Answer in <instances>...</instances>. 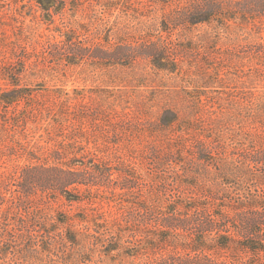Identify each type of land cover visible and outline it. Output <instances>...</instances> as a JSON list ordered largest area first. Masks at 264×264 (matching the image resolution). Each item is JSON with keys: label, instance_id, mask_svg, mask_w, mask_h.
<instances>
[{"label": "trees", "instance_id": "1", "mask_svg": "<svg viewBox=\"0 0 264 264\" xmlns=\"http://www.w3.org/2000/svg\"><path fill=\"white\" fill-rule=\"evenodd\" d=\"M83 1L0 0L10 25L21 28V17L30 16L57 33L40 42L39 53L27 50L19 68L0 64L8 79L0 86V139L39 113L59 124L42 112L53 108L36 103L20 82L27 65L83 67L95 60L131 67L144 58L155 73L187 77V105L164 106L158 123L169 141L148 148L151 181L115 168L109 151L73 144L48 147L50 163L0 172V264H264V0H95L92 9L117 11L110 24L96 13L80 17ZM199 26L205 31L194 33ZM235 59L246 67V90L216 82ZM50 91L51 103L62 104L55 115L67 113L68 94ZM81 109V118L107 117L100 107ZM105 187L133 195L115 199L119 212L111 219L67 209L104 200Z\"/></svg>", "mask_w": 264, "mask_h": 264}, {"label": "rangeland", "instance_id": "2", "mask_svg": "<svg viewBox=\"0 0 264 264\" xmlns=\"http://www.w3.org/2000/svg\"><path fill=\"white\" fill-rule=\"evenodd\" d=\"M83 3L82 9L78 13L80 17L82 14L96 13L103 18V24L116 21L117 11L114 12V15L103 14V10H99L101 7H95L94 10L90 6V4H96L95 0H84ZM9 14L11 12L8 10L0 13V22H3L0 25V64L3 66L12 64L19 68L20 62L26 58L27 50L39 53L40 42L57 33L47 29L45 25L32 21L30 16L21 17L24 20L21 28L18 27V24L11 23L10 25L7 23ZM160 15L161 12L158 13L159 19ZM202 27L199 26L194 33L204 32L206 27ZM101 34L105 35L106 32ZM93 41L98 45L102 43L100 42L101 37L93 38ZM221 47H224L222 42ZM95 62V60L89 61L83 67L81 65L56 66L54 69H50L43 63H38V66H26L25 76L20 79V82L33 91L32 98L35 102L37 101L36 103H45L48 108H53L51 115L46 113L51 111L42 112L49 116L48 119L54 117L59 124L56 127L52 126L53 123L48 124L49 121H46L42 114L39 118V113L37 117L32 116L25 126L9 127L0 139V172L7 174L16 165L50 163L53 161V157L47 151L48 147L57 148L61 145L73 144L75 147L92 149L98 146L109 151L110 156L113 157L112 162L115 168L118 167L122 170L127 168L132 170L130 172L138 176L139 179H143V182L151 181V175L148 174L151 170L148 165V155H146L148 148L154 142L162 147L168 144L169 138L159 127V117L166 104L184 110L187 101L184 99L182 85L188 82L186 81L187 77L179 75L175 77L164 72L155 73L149 61L144 58H139V61L131 67L119 65L100 67ZM238 62L235 59V67H230L229 72L222 73L224 80L216 82H232L227 85L238 86L236 89L246 90L241 87L240 83L246 82L243 77L246 67H241ZM65 68L66 70H64ZM35 69L38 70V74H35ZM188 79L192 82H201L199 77H189ZM7 80L0 75V86H6ZM52 88H60L63 93L68 94L64 95L69 97L66 104L69 106H66L65 109L67 113H62L60 116L55 115L62 104L60 98L51 103V97L54 96V92L50 91ZM211 94L217 95L216 92ZM85 103L89 108H102L103 114L107 117H103V121H94L92 116L81 118L80 115H86L81 109V105ZM23 106L20 104L18 108L21 110ZM125 113H128L125 125L114 128L115 124L121 123L120 120ZM12 115L13 113H10V116ZM81 134L85 138H90L91 141L87 143L84 139L82 145L79 142L82 140L80 139ZM73 138H77V141L75 142ZM32 154L40 159H30L29 157L35 156ZM69 156L72 158L75 155L71 153ZM75 157L78 158L79 163L86 162V159L78 154ZM69 159L67 157L65 160ZM118 174L119 172L114 176ZM121 174L125 176L122 171L119 174L120 179L122 178ZM99 193L104 200H95L89 203L87 201L81 205L74 204L66 207L75 211L85 210L89 214H104V217L111 219L113 214L119 212L115 199L118 200L121 196L124 198L133 197L128 192L118 195L107 187L101 189ZM61 207L66 209L64 205ZM96 257H98L97 254ZM100 264H114V262L105 259Z\"/></svg>", "mask_w": 264, "mask_h": 264}]
</instances>
